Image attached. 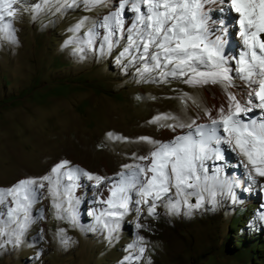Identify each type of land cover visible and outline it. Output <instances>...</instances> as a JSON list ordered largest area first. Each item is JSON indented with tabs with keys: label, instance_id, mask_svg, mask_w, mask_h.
Returning <instances> with one entry per match:
<instances>
[{
	"label": "rangeland",
	"instance_id": "rangeland-1",
	"mask_svg": "<svg viewBox=\"0 0 264 264\" xmlns=\"http://www.w3.org/2000/svg\"><path fill=\"white\" fill-rule=\"evenodd\" d=\"M36 2L24 0L27 5ZM16 7L17 16L5 20L12 22L15 42L0 34V188L47 174L65 159L92 174L115 176L124 164L135 162L133 156L147 155L151 150L150 145L135 142L138 137L167 142L186 131L173 132L161 126L175 123L173 120L149 123L154 117L171 114L187 121L199 114L203 119V109L213 108L217 95L224 101L219 86L192 88L171 78L168 83L142 80L138 74L141 65L125 67L127 60L122 64L116 61L126 38L105 56L95 49L78 54L75 44L65 46L72 36L69 29L82 17L99 21L109 8L86 12L80 7L69 9L63 16L44 11L33 19L30 10ZM125 18L130 25L133 13L125 12ZM99 31L103 33V29ZM230 39L237 42L236 31L230 32ZM226 55L235 68L237 51ZM236 84L235 90L240 91L242 82L237 79ZM183 93L201 107L197 108L193 99L182 102L178 97ZM109 133L125 137L127 142L109 138ZM223 147L226 160L238 164L240 158ZM234 172L239 203L221 195L215 207L205 202L191 215L183 214V207L180 215H169L160 206L156 219L148 217L141 206L139 222L147 224L148 230H139V235L148 243L138 264H264V219L260 218L264 214V191L251 186L242 166ZM232 173L230 168L225 174L231 177ZM80 183L84 187L77 189L76 195L83 198L81 225L87 228L94 223L87 211L104 206L91 203L93 192L99 191L92 188L93 182L81 178ZM259 183L264 184V179ZM246 186L252 191H244ZM108 195L103 192L102 198ZM190 202L194 203V198ZM41 208L44 219L30 227L19 247L9 245L0 250V264H122L130 255L127 246L137 235L134 210L121 222L119 238L110 243L99 228L86 231L56 220L46 189L41 190L39 203L33 207L34 217ZM60 228L70 238L67 246L56 236ZM41 229L43 240L39 239Z\"/></svg>",
	"mask_w": 264,
	"mask_h": 264
},
{
	"label": "snow or ice",
	"instance_id": "snow-or-ice-1",
	"mask_svg": "<svg viewBox=\"0 0 264 264\" xmlns=\"http://www.w3.org/2000/svg\"><path fill=\"white\" fill-rule=\"evenodd\" d=\"M218 0H37L27 5L24 0H0V34L15 42V30L7 18L18 14L17 5L33 13L35 19L41 12L65 15L69 9L82 7L91 12L97 8H109L102 20L91 21L82 17L69 31L72 36L65 46L76 45L75 51L84 53L95 49L99 55H111L125 40L122 51L116 56L118 64L125 60V67L137 64L142 80L154 83H168L169 78L179 80L192 88L208 85L219 86L224 102L217 108L203 109V122L199 114L181 121L171 114L154 117L149 123L159 124L161 120L175 123L161 125L177 133L167 142L148 136L138 137L135 142L151 146L147 155L133 156L134 163L124 164L115 176L92 174L79 166H72L68 160L55 164L50 172L39 177L20 179L7 188H0V250L6 246L19 247L23 237L36 223L44 219V209L33 216V207L39 203L41 190L46 189L51 198L54 218L71 227L86 231L97 228L106 232L111 243L119 238L121 222L135 211L137 235L127 246L130 252L122 264H137L144 257L147 241L139 230H148L147 224L139 222L142 207L147 216L156 219L157 209L164 206L169 215H185L204 206L205 202L215 207L218 196L230 198L239 203L234 187H239L234 169L241 167L251 186L264 191V0H227V7L239 16V37L243 49L231 66V57L226 55L227 40L220 33H227L223 20L213 22L210 9L206 6ZM225 0H219L223 4ZM114 5V6H113ZM223 11V8L220 9ZM125 12L133 13L130 25ZM87 30L80 35L82 29ZM219 29L214 30V25ZM103 29V33L99 31ZM98 47H97V43ZM83 58V57H82ZM235 72V76L232 74ZM158 73L157 75H152ZM243 83V89L236 91V80ZM182 102L193 99L187 93L178 97ZM196 107H201L193 99ZM260 110V118H248L250 113ZM109 138L127 142L125 137ZM239 157V163L226 160L224 147ZM221 162V163H217ZM233 169L231 177L227 169ZM81 178L93 182L95 199L86 213L93 218V225H81L80 207L82 197L76 195ZM109 195L102 198L104 190ZM244 191H252L246 186ZM133 194L136 199H133ZM194 198V203L190 202ZM135 204L134 209L130 208ZM6 208V212L4 209ZM264 219V214L261 215ZM60 228L56 236L63 245L69 243ZM116 234V235H114ZM39 239H44L41 229ZM135 253V255L131 253ZM40 253H37V258ZM150 264V262H149Z\"/></svg>",
	"mask_w": 264,
	"mask_h": 264
},
{
	"label": "bare ground",
	"instance_id": "bare-ground-1",
	"mask_svg": "<svg viewBox=\"0 0 264 264\" xmlns=\"http://www.w3.org/2000/svg\"><path fill=\"white\" fill-rule=\"evenodd\" d=\"M206 7L211 10L210 15H211L213 22H218V21L223 20L225 22V25L228 28L227 33H220L221 35H224L226 40H227L225 52L229 53V55H231V54L233 55V53L235 51H237V53L240 54V52L244 49H243L242 40L239 37V25H238L239 16H238V14L232 12L227 7V0H225V2L223 4H220L219 0H218V2L216 4L208 5ZM221 8H223V11L220 10ZM215 11H217V13ZM218 29H219V24H215L214 30H218ZM231 31L237 32V42L231 41V39H230V32ZM243 87L244 86L242 83V87L240 88V90L243 89ZM216 97L217 98L214 100L215 103H214V107L212 109L217 108L221 103L224 102L222 99H221L222 101L220 100L219 95H217ZM248 118L249 119L250 118H260V111H258L257 113H250ZM203 119L201 122H203ZM104 193L107 194V191L106 192L104 191Z\"/></svg>",
	"mask_w": 264,
	"mask_h": 264
}]
</instances>
